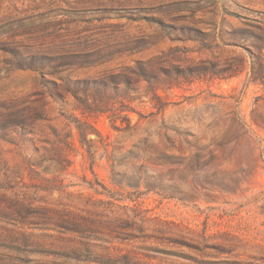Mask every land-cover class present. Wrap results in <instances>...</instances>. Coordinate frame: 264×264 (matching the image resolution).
I'll return each instance as SVG.
<instances>
[{
  "label": "rangeland",
  "instance_id": "obj_1",
  "mask_svg": "<svg viewBox=\"0 0 264 264\" xmlns=\"http://www.w3.org/2000/svg\"><path fill=\"white\" fill-rule=\"evenodd\" d=\"M0 264H264V0H0Z\"/></svg>",
  "mask_w": 264,
  "mask_h": 264
}]
</instances>
